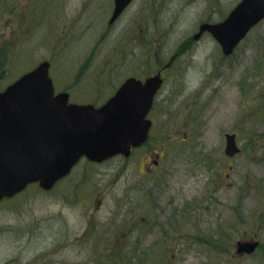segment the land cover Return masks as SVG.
I'll return each mask as SVG.
<instances>
[{"label":"rangeland","instance_id":"1","mask_svg":"<svg viewBox=\"0 0 264 264\" xmlns=\"http://www.w3.org/2000/svg\"><path fill=\"white\" fill-rule=\"evenodd\" d=\"M113 1L0 0L2 89L49 61L58 92L69 90L73 103L102 104L125 79L167 62L203 22H220L241 0H135L109 26ZM199 47L195 66L184 59L168 75L153 132L173 141L157 148L166 162L152 203L169 216L176 209L177 217L159 219L150 242L138 240L130 232L153 206L133 189L146 151L103 164L84 159L51 192L30 185L1 203L0 264H116L111 255L123 233L130 234L122 257L128 264H171L173 251L191 254L172 264H214L209 252L234 249L235 220L264 214V114L251 91L252 80L264 78V21L230 58L209 38ZM189 76L196 91L185 95ZM228 133L242 148L233 159L225 155Z\"/></svg>","mask_w":264,"mask_h":264},{"label":"water","instance_id":"2","mask_svg":"<svg viewBox=\"0 0 264 264\" xmlns=\"http://www.w3.org/2000/svg\"><path fill=\"white\" fill-rule=\"evenodd\" d=\"M133 0H115L114 23ZM264 19V0H242L228 18L203 24L196 39L210 32L226 56ZM50 64L43 62L4 92L0 91V203L38 183L51 190L86 158L103 163L129 157L147 139V116L161 76L145 83L130 78L102 107L69 103V95H55ZM240 153L236 135H227L226 154ZM255 244L240 250L254 251Z\"/></svg>","mask_w":264,"mask_h":264},{"label":"flooded vegetation","instance_id":"3","mask_svg":"<svg viewBox=\"0 0 264 264\" xmlns=\"http://www.w3.org/2000/svg\"><path fill=\"white\" fill-rule=\"evenodd\" d=\"M113 2L115 5V0ZM134 2H135V0H133L129 4V6L127 7L126 10H128ZM215 2H217V0H215L214 3ZM239 3L240 2H238L233 8H231L228 15L237 7V5ZM214 9H215V6H214ZM125 11L123 12V14L125 13ZM122 15L119 17V19L122 17ZM228 15L226 17H228ZM226 17L223 20H225ZM119 19H117V21ZM223 20H221V21H223ZM116 22H114L112 24L109 22V26H112ZM217 23L218 22H212L211 20H208L207 22H203L199 26L198 32H196L192 37L185 38L182 42H180L176 46L174 51L171 50L174 53H172V56L169 58V60L167 62H165L164 58L163 59L157 58L158 57L157 51L159 50L158 46H156L157 48H152V51L154 52V56L152 55L151 57H153V59H155V61H156V58L159 61L157 63V66L155 67V69L151 70L149 73L146 72V73H142V74H139L136 76L129 77V78L125 79V81H123V83L120 85V87H121L130 78H135V79L141 81L142 83H145L148 79L155 77V76H158V75L161 76V79L163 81L162 86L160 87L159 91H157V93L154 97L152 107H151L150 112L147 116V119L151 123L147 139L144 143H142V145L139 148L134 149L132 151L131 156H130V157H132L137 151H143V150L146 151L145 160H144L145 163L143 165V171H141V169H139V171H138L139 180L137 179L138 180L137 185H136V187H133V189L136 190V193L138 192L139 194L147 195L146 202H148L149 204H151L152 201H154L153 200V190H156L158 187V184L160 183L158 175L160 173V169H162V167H164V164L166 162V159H164V156L160 155L157 152V148L164 142L167 143V142L173 141L170 139H163V138L159 139L158 135L153 133L155 130V125H156L155 117H156V115H158L159 113L162 112V109H160L158 107L159 98L163 94L165 87H166V84L169 82L168 75L177 69L179 63L185 59L186 61H188V63H191V67L195 66L196 65L195 63L200 61L198 58L200 55L198 53V49L200 48L199 46H200V43L202 42V40L204 38L205 39L209 38L210 40H214V37L209 32L203 33L199 37V39L195 38L196 35L200 32L201 26L203 24H217ZM215 44L217 46L216 42H215ZM150 49L151 48H149L148 51ZM153 59L152 60L150 59L151 60L150 62H152ZM146 62H148L147 59L145 60V63ZM190 69L191 68L188 69V73L190 72ZM50 71H51V68H50ZM1 77L2 76L0 75V83H1ZM191 80L192 79L189 76V77H187V79L185 81L186 88L182 91L185 95L190 94V93H194L196 91V88H195V86H193ZM54 86H55L56 94L67 93L69 95L70 100H71V94H70L69 90L58 92L57 91V85L55 82H54ZM252 89H255V95H256L255 99L259 100L260 106H258V108H259V110L262 111V114H264V78H258L256 81L252 80L251 91H252ZM117 90L115 91L114 94H112L110 97H108L102 104H99V105H96L94 103H92V104L97 106V107L102 106L103 104H105L107 101H109V99H111L116 94ZM174 91L175 90H173V92ZM199 91L200 90H197V93H199ZM124 159L127 160L128 158H124ZM210 165L207 166V168L211 170L212 166H210ZM147 184H150L151 188H149L147 186ZM143 192H145V193H143ZM144 197L145 196H143V198ZM125 198H127V196L123 197V199H125ZM152 205L153 206H150V205L147 206L146 211L144 212L145 214L143 213V214L139 215V223L130 232L131 234L135 232L137 234L138 240L141 237H143V240L150 242L151 240H153V238L155 236H157V227L159 226V221H158L159 219H165L164 221H167V220L172 221V219H175L178 215V212L176 209H172V210H174V213H172L171 216H169L170 213L168 211L164 212L162 210L161 206H158L155 202H153ZM169 207H172V206H169ZM149 211L151 213V217H150V215L147 216V213ZM237 223H239V224H237ZM143 228H145V230H146L144 234H143ZM233 229L236 232L235 243H237V244L236 245L234 244L232 246V247H234V249H232V250L218 249L217 251L209 252V255L210 254L215 255L214 261H213L214 264H264V214L262 215V218H260L259 220L258 219L235 220V224L233 225ZM164 233H167V231ZM122 236L124 237V240L121 241L120 246L118 247L117 255H111V257H114V258H115V256H117L119 261H120V259H122V257L124 258L126 256V254H128V253H124L123 250L125 248L124 247L125 238L130 237V234L123 233ZM135 238H136V236H135ZM141 241H142V239H141ZM220 241H222V238L220 239ZM239 243H256L258 246H257V249L255 251H252V252L239 251L238 250ZM135 253H136L135 257H139V255L141 254V253H139L138 250H136ZM171 254H172L171 260L173 263V261L177 262L179 257L190 258L191 252L173 251ZM198 257H203V256L200 254H196V258H198Z\"/></svg>","mask_w":264,"mask_h":264},{"label":"trees","instance_id":"4","mask_svg":"<svg viewBox=\"0 0 264 264\" xmlns=\"http://www.w3.org/2000/svg\"><path fill=\"white\" fill-rule=\"evenodd\" d=\"M113 251H114V250H113ZM131 259H132V258H131ZM115 261H117V260H115ZM122 261H123V258L120 259V261H118V264H128V263H123ZM131 263H132V261H131ZM131 263H130V264H131Z\"/></svg>","mask_w":264,"mask_h":264}]
</instances>
